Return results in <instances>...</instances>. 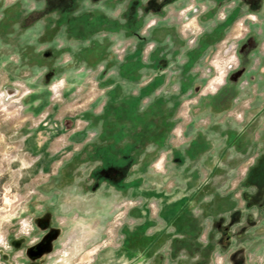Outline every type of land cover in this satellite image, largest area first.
<instances>
[{"label":"rangeland","instance_id":"obj_1","mask_svg":"<svg viewBox=\"0 0 264 264\" xmlns=\"http://www.w3.org/2000/svg\"><path fill=\"white\" fill-rule=\"evenodd\" d=\"M254 2L246 0L245 6ZM211 4L208 0H0V264H64L66 260L68 264H92L100 249L116 243L117 230L129 219V208L146 204L156 215L164 202L180 203L183 198L191 213L192 230L197 233L202 228L190 248L184 250L185 244L178 241L176 248L183 252L170 254L172 228L162 225L159 252L133 264H194L198 260L202 264H264V213L259 214L256 205L259 194L251 198L253 206L247 209L237 188L264 146V69L255 71L259 79L252 84L253 95L230 109L225 124L219 119V129L208 126L217 116H204L187 126L195 100L211 95L201 90L215 76V65L221 70L235 56L237 64L228 71L225 84L229 77L251 78V60L264 57L252 51L246 67L240 62V55L253 44L247 34L256 20L249 14L234 19L223 38L203 51L199 60L187 57L185 51L201 45L200 37L213 24L198 19ZM236 4L238 0H229L226 11ZM225 12L222 8L218 18L223 19ZM185 25L193 30V43L188 42L190 32L183 30ZM173 31L180 39L177 45L170 40ZM175 49L179 52L174 53ZM154 52L164 56L159 68L154 66ZM192 75L195 92L168 100L176 101L178 122L137 189L132 184L126 188V183L137 175L139 158L155 151L145 145L154 126H108L104 137L107 144L112 143L111 155L117 162H128L98 167L96 172L97 164L88 158L68 164L81 150L77 144L48 163L49 170L44 169L47 159L32 152L29 138L51 113L57 121L74 118L77 131L84 124L80 114L97 111L109 90L117 96L127 95L129 105L138 103L141 110L150 90L171 93L180 79L191 81ZM172 76L176 79L169 87ZM61 78L64 87L50 91L49 84ZM243 129L252 131L254 148L242 134H236ZM197 131L208 142H198ZM94 136L93 130L86 135L87 139ZM64 138H54L56 148ZM240 138L242 149L246 147L243 151L234 149ZM191 139L195 141L190 143ZM173 148L181 150L182 157L175 156ZM115 168L120 177L111 174ZM233 191L239 207L219 211L226 194ZM57 204L72 209L59 210ZM49 206L55 218L72 223L48 252L32 258L29 248L44 237L32 219L41 220ZM20 222H30L29 234L22 231ZM225 227L228 231L223 232ZM89 229L95 230L93 239L81 249L89 239Z\"/></svg>","mask_w":264,"mask_h":264},{"label":"crops","instance_id":"obj_2","mask_svg":"<svg viewBox=\"0 0 264 264\" xmlns=\"http://www.w3.org/2000/svg\"><path fill=\"white\" fill-rule=\"evenodd\" d=\"M208 1H211L212 4L204 12L202 11L198 15V19L200 22H202V20H209L210 22H212L213 24L211 25V30L217 25V23L223 21L230 15H236L235 19L242 18L244 16L246 17L248 14L252 15L256 22L250 23L251 26L255 27H249L247 39L252 38L253 44L245 51V54L242 55L249 56V53H251L252 51L254 52L253 55H257L259 53L261 55L264 54V35L261 37V35L264 34V0H254V4L248 7L245 6L246 0H238V4H236L228 11H226L225 5L229 0ZM222 8L224 12L226 11V15L223 19H219L218 13ZM202 26L203 29H206L205 24H202ZM175 32L173 31L172 36H170V40L174 39L173 42L177 45V43L180 42V39ZM259 37H261L260 40L258 39ZM209 38L210 37L208 33L206 32V30H204L203 35L200 37V41L201 43L207 42ZM212 45L213 44L209 43L205 50ZM205 50L203 54L205 53ZM173 52L176 53L179 52V50L175 49ZM186 52L187 51H185V55L188 57L189 55H187ZM190 58L193 59L192 56H190ZM248 63L249 61L246 64ZM246 64L243 66L246 67ZM250 67H252L251 71L253 73V76L251 78L244 79L239 77H229L226 83L220 88V90H218L214 94L200 96L198 99H196L194 102L195 104L191 108L190 120L187 126H194L195 121L204 116H217L216 122H213L208 126H216V129H219L222 126V123L219 122V119L221 118H223L225 124V120L230 115V109L241 104L244 99L249 98L253 95L252 84L259 79L258 75L255 74V71L259 70L258 72H261V69H264V57L252 59ZM261 73L263 75L262 83H264V73ZM191 78V81H189L187 78L180 79L177 90H175L176 92L172 91L171 93L167 92L166 94H162V91H160V94H155L150 90L146 94L144 102L141 104V112H153L151 114L152 117L147 120L144 119L145 121L143 120L137 126H154L152 128V130L154 131L153 136L151 140H149L148 144L145 145L155 148V151L153 153L145 152L144 157L141 156L139 158V160L137 161L138 166L135 167L134 170L137 175L126 183V188L129 184H132V186H134L136 189L139 188L140 184L144 180L142 174L148 167H153V162L158 154V148L168 145L172 128L173 126H176L178 122V109L176 101L174 103H170L168 100L174 101L178 98L179 95H188L190 91L191 93H194V75H192ZM174 79H176V77L172 76L168 84L169 87ZM138 95L132 97L138 99ZM129 98L130 97H128L127 95L117 96L114 91L109 90L108 92H106V95L100 102L97 111H92L89 114L87 111V116H85L84 114L86 111L80 114L82 115L81 118L82 120H84V124L77 131L73 129L74 118L62 117L59 121H57L54 120V116H52L51 113V115L41 121V123L39 124V128L34 132V135L29 138V143L30 141L32 142V152L40 154L41 157H45L47 159L44 169L49 170L50 166L48 165V163H50L63 150L77 144L80 145L81 150L77 155H72L73 159L70 160L68 164L70 162L72 163V165L77 162L82 163L86 158H88L89 163L97 164L93 170L94 172L98 170V167L107 168L108 165H104V161H106V156L108 155H104L105 158L102 159L103 155L100 149L112 146V143L107 144L106 141L108 140L105 139L104 132L108 126H119L121 128L122 126H130L129 120L125 119L124 116L118 115V111L116 108L118 105L124 104L126 100L128 101ZM167 102H169V104H167ZM149 108H151V110ZM250 123L251 122L249 120L248 124H246L245 126H249ZM91 130L94 131L95 136L92 139H87L86 135ZM227 132L228 131L222 132V134H225ZM236 134L238 136L242 134L243 136L241 137H245L247 144H251L252 148L257 145L251 130L248 131L246 129H243L239 132H236ZM58 135H66V138L62 140L61 146L59 148H56L55 144H57V142L54 138ZM195 137L196 140L200 143L208 142L207 140H205V134H203L202 131H197ZM241 139L242 138L238 139L236 145H234V149L237 151H243L246 148L245 147L244 149H242L243 145L241 144ZM193 141H195V139H191L190 143H192ZM172 150L174 152L176 151V154H174L175 156L177 155V157H182L183 153L181 150L176 148H173ZM263 163L264 146H262L259 151H257L252 164L248 167L244 177L238 182L237 186V188L240 189L239 194L241 196L243 205L247 209L253 206V201L251 200V198L259 194L256 202V205L258 206L257 211L259 212V214L264 213V186L258 184L257 181L252 180L257 176L260 178L264 177V170H258L261 168ZM160 164L161 161L157 163V167H159ZM111 174L118 177L121 176L120 172L116 171V168L115 170L111 171ZM93 177L99 178L101 180L104 179L96 175ZM153 192L154 191H152V193ZM234 195L235 191L226 194V203L221 206V209L219 207V211H227L229 209L233 210L236 209V207H239L238 200L233 197ZM185 203L186 198H183L182 202L180 203L171 202L166 204V202H164L159 208L156 215L151 212L146 204H141L140 206H133L129 208V219L127 220V222H125L124 225H122L121 228H119V230H117V232L119 231V236H117L116 238V243L112 244L111 246L105 247L104 249H100L98 252L96 250L97 253L95 254V258L92 264H133L134 262L143 261L146 256H155V252H159L160 250L162 225L164 229L166 227H169V229L172 228V232H169L172 243L170 254L174 256L175 254L177 255L178 253L181 254L183 252L182 249L176 248V243L178 241L181 244H185L184 246H182L184 250L189 249V243L198 236L202 228L200 227L197 233L192 230L191 219L189 218L191 213L186 210ZM56 208L59 210L72 209L71 206H58V204L56 205ZM52 210L53 208L49 206L46 209V213L40 215L41 220L37 221L32 219L34 227L36 228V226H39V233L42 236L47 237L50 235H54L51 243L55 242L56 240H60L61 236L66 233L68 228L70 227V223H72L69 219L60 220L55 218L56 216L51 213ZM183 219L184 221L180 222V220L182 221ZM93 232L95 233V230H88L89 239L84 240V242L82 243V247H80L81 249L87 248V246H89V243L93 239V236H91ZM96 237L97 236H95V238ZM67 238L69 239L70 235ZM248 238H251V233L248 234ZM81 249H79V251ZM201 262L202 261L198 260L194 264H202ZM64 264H68V261L66 260Z\"/></svg>","mask_w":264,"mask_h":264},{"label":"trees","instance_id":"obj_3","mask_svg":"<svg viewBox=\"0 0 264 264\" xmlns=\"http://www.w3.org/2000/svg\"><path fill=\"white\" fill-rule=\"evenodd\" d=\"M235 16L236 15H234V14L230 15V16L226 17L223 21L217 23V25L214 28H212L211 30H209V32H207L209 37H210L209 40L207 42H203L198 47L187 51L186 54L189 55V56H192L193 59L198 60V56L200 57V55L202 54V52L205 50V48L207 47V45L209 43L212 44L214 41H219V40H221L223 38L224 33L226 32V30L229 28V26L231 25V23L235 19ZM156 55L157 54H155V52H154L153 55H152V58H155V62L156 63L154 62L155 63L154 66L156 68L157 67L159 68L160 67L159 60L164 59V56H163V58H160V57H157ZM240 57H241L240 58V62H241L242 65H245L249 61L248 55H246V56L240 55ZM122 75H125V74L122 73ZM180 92H181V90H180ZM135 101H137V98H136ZM128 106H130V108ZM116 108H117V111H118V115L124 116V118L129 120L130 124L134 125V126H135V124L136 125L140 124L144 119L147 120V119L151 118L152 117L151 114L153 113V112L147 113L146 111H145V113L141 112V110L139 109V104L138 103L134 104L132 106V104L129 105L127 100L125 101L124 104L118 105ZM149 109L151 110V108H149ZM111 148H112V146H108L107 148L100 149L101 153L103 155L102 159L105 158L104 155H106V154L108 155V156H106V161H104V165H111V166L114 165L115 166V165H118V164H122V163H127L128 162V161L127 162H124V161L123 162H117V159H115V157H113L111 155ZM258 170H264V163L261 166V168L258 169ZM252 181H257L258 184L264 186V177L260 178V177L257 176Z\"/></svg>","mask_w":264,"mask_h":264},{"label":"built area","instance_id":"obj_4","mask_svg":"<svg viewBox=\"0 0 264 264\" xmlns=\"http://www.w3.org/2000/svg\"><path fill=\"white\" fill-rule=\"evenodd\" d=\"M152 24L153 23L149 24L148 26H150ZM239 24L242 25V23H239ZM183 30L190 32V35H188L187 39H188L189 43H193L194 42V38L191 36V33H193V30H191V28L188 25H185ZM233 58H234V60L232 62H229V60H227V62H225L223 64V68L221 70H218L217 69L218 68L217 65H215V76L213 77V79H211L207 83V85L203 88V90H201V94H203L205 92V90L208 93L214 94L224 84L225 77H226L228 71H230L231 68H233V66H235L237 64V60H236L235 56H233ZM218 79H220L219 83L217 82ZM6 95L4 94L2 97L6 96ZM29 225H30V222H20V228L22 229V231L25 229L26 232H24V233H26V234H29V229H27V228H29Z\"/></svg>","mask_w":264,"mask_h":264},{"label":"flooded vegetation","instance_id":"obj_5","mask_svg":"<svg viewBox=\"0 0 264 264\" xmlns=\"http://www.w3.org/2000/svg\"><path fill=\"white\" fill-rule=\"evenodd\" d=\"M108 175V174H107ZM109 176V175H108ZM43 240H39L38 242H36L32 247V249L28 250V254L32 257V258H36L38 253L40 252V250L43 248L44 243L49 239V236L47 237H43L41 238Z\"/></svg>","mask_w":264,"mask_h":264},{"label":"water","instance_id":"obj_6","mask_svg":"<svg viewBox=\"0 0 264 264\" xmlns=\"http://www.w3.org/2000/svg\"><path fill=\"white\" fill-rule=\"evenodd\" d=\"M109 172H107L106 174H105V176H108L109 174H108ZM108 174V175H107ZM225 231H228V228L227 227H225V228H223V232H225ZM54 238V235L53 236H51L45 243H44V245H43V248L40 250V252L38 253V255H37V257L38 258H40L42 255H43V253H46V252H48L49 251V249H50V245H51V241H52V239ZM33 247H31V248H29V249H32Z\"/></svg>","mask_w":264,"mask_h":264},{"label":"clouds","instance_id":"obj_7","mask_svg":"<svg viewBox=\"0 0 264 264\" xmlns=\"http://www.w3.org/2000/svg\"><path fill=\"white\" fill-rule=\"evenodd\" d=\"M64 83L65 81L63 78L57 79L49 84V90L52 92H57L64 87Z\"/></svg>","mask_w":264,"mask_h":264},{"label":"bare ground","instance_id":"obj_8","mask_svg":"<svg viewBox=\"0 0 264 264\" xmlns=\"http://www.w3.org/2000/svg\"><path fill=\"white\" fill-rule=\"evenodd\" d=\"M220 78V77H219ZM218 83L220 82V79H218V81H217ZM212 90V89H211ZM213 93V92H212Z\"/></svg>","mask_w":264,"mask_h":264}]
</instances>
